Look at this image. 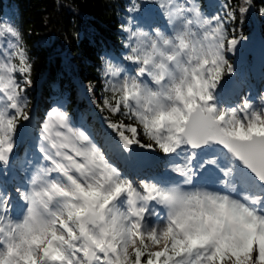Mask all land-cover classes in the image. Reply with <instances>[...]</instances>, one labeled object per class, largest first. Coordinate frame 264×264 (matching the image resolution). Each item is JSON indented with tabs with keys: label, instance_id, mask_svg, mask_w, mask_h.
Returning a JSON list of instances; mask_svg holds the SVG:
<instances>
[{
	"label": "snow or ice",
	"instance_id": "obj_1",
	"mask_svg": "<svg viewBox=\"0 0 264 264\" xmlns=\"http://www.w3.org/2000/svg\"><path fill=\"white\" fill-rule=\"evenodd\" d=\"M8 31L13 36L18 35L12 28H8ZM235 43V40L230 41V47ZM19 60L18 69L15 65L0 64V72L30 71L23 52L19 53ZM203 63L206 64L207 61ZM212 63L214 68L211 82L214 87L220 80L224 68L216 65L215 60ZM230 70L228 66V71ZM201 83L199 101L202 103L193 101L192 105L185 104L188 114L184 115L181 112V118L174 122L175 134H172L173 129H169V136L163 140L159 135H153L154 131L160 130L155 127V121L153 127L144 123L143 130L146 135H153L164 153H175L182 146L191 149L222 146L230 157V168L225 171V175L231 172L232 187L243 189L244 200L247 201L232 202L233 207L240 210L237 213L238 219L230 224L221 221L218 227L207 232L201 228L199 235L184 233L183 238L177 231L178 226L173 227L171 222L167 229L143 230L141 220L145 209L134 206L138 194L130 186L116 180L114 170L104 162L105 158L98 149L81 150L78 147L73 137L82 143L87 142L88 137L69 126L66 113L53 108L42 131L49 138L52 135L51 130L56 126L66 131L56 132L60 140L59 145L50 140L51 147L57 150L44 154V158L50 163L46 174L52 172L58 174L57 178H50L52 182L49 195L53 199L64 198L65 207L70 210L67 211V220L63 218V214L53 215L51 227L45 226L41 231L50 233L52 240L60 241L61 246L50 242L41 247L43 238L39 233H35L30 248L24 255L16 252L19 262L14 260L11 264H264V120L253 114L245 125L235 119V112L215 115V109L208 104L212 99L211 94L207 92L208 82ZM6 88H11V92L6 95L10 108L15 110L16 115L6 117L0 112V162L5 163L8 154L13 150L12 136L16 132L17 116L24 120L29 118L20 104L16 81L0 76V90ZM130 95V92L125 91L122 97L115 100V104L109 101H105V104L111 112L116 113L120 110L122 100L124 108H128L127 100ZM244 107L247 108L248 105ZM136 115L142 118L140 114ZM228 125L231 127H227ZM127 131L131 133V137L120 132L124 147L137 142L136 128L129 126ZM236 162L242 166V169L239 168L241 173L239 176ZM94 168L100 169V176L112 185L109 191H103L93 179L91 170ZM256 181L260 183L257 185ZM68 187L72 190L69 191ZM143 192L149 195L140 197L142 200L155 199L160 195L147 184L143 186ZM89 193L97 194L91 197L90 208L74 203L78 198L77 194L85 197ZM122 194L127 195L130 205L127 213L118 211L119 207L116 204ZM28 199L30 203L28 211L33 215L38 211L36 201L33 196H29ZM255 205H260L261 208L258 209L254 207ZM98 223L107 225L102 238L95 232V225ZM90 224L93 228L89 227ZM8 227L12 229L8 233L10 239L17 228L25 232L32 231L28 221L15 228L12 225ZM2 231L3 228L0 227V232ZM165 238L166 243L161 247V239ZM82 239L87 243H80ZM2 242L0 240V243ZM19 247L17 244L16 248ZM153 248L157 250L153 251ZM35 249L39 250V260L34 254ZM13 252L15 249L9 244L8 253ZM0 264H7L3 253H0Z\"/></svg>",
	"mask_w": 264,
	"mask_h": 264
},
{
	"label": "trees",
	"instance_id": "obj_2",
	"mask_svg": "<svg viewBox=\"0 0 264 264\" xmlns=\"http://www.w3.org/2000/svg\"><path fill=\"white\" fill-rule=\"evenodd\" d=\"M142 1L0 0V18L6 16L18 33L9 63L18 69L19 53L23 52L30 69L27 73H13L23 101V112L28 117L34 114L39 120L48 109L56 108L67 113L73 123L78 116L82 117L84 123L80 126L87 128L94 143L116 165L119 164L117 158H124V153L119 143L107 134L124 144L120 132L131 137L127 131L129 126L137 130V142L133 143L136 147L152 154L161 152L158 145L145 138L142 127L123 104L116 113L105 104V101L115 104L118 95L111 88L124 74L118 73L116 68L113 76L101 74L105 60L112 64L113 56L126 60L124 55L129 48L124 44L130 34L126 29H134L132 13L140 9ZM194 1L198 7L207 8L210 4L209 0ZM213 9L217 17L212 26H218L223 33L224 55L228 61L216 82L218 85L229 75L243 52V48L230 47V41L247 40L254 30L264 41V0H220L213 4ZM259 57L260 63L254 67L251 65L253 56L248 55L244 72L252 77L258 69L264 83V54L260 53ZM15 115V111L9 114L10 117ZM25 121L17 116L16 129ZM37 127L38 123L31 127L34 135ZM133 157L132 152L129 159Z\"/></svg>",
	"mask_w": 264,
	"mask_h": 264
},
{
	"label": "clouds",
	"instance_id": "obj_3",
	"mask_svg": "<svg viewBox=\"0 0 264 264\" xmlns=\"http://www.w3.org/2000/svg\"><path fill=\"white\" fill-rule=\"evenodd\" d=\"M126 31L130 35L125 41L124 47L129 48V52L124 55V58L135 62L138 66L135 69V75L125 73L122 80L114 83L111 91L117 94L118 98L122 97L125 91L130 92L131 95L127 100V110H130V113L142 129L144 123H148L150 127H153V121H155V127L160 130L158 132L154 131L153 135H159L163 140L169 136V129H173L174 122L181 118V112L184 115L188 114L185 108L186 103L189 105H192L193 101L202 103L199 101V94L202 91L201 81L208 82V93L211 94L210 90L215 88L216 83L213 87L211 82V74L214 68L212 61L215 60L216 65L222 68L228 63L224 55L226 50L224 48L223 33L218 26L213 27L211 21L206 17L200 20L191 18L184 20L171 35L164 33L158 26H153L151 30L143 26H136L134 29H126ZM128 41H131V43L129 44ZM204 61H207V63L204 64ZM4 65L9 66L8 63H4ZM102 69V75L107 73L109 76H113V73H115L114 65L108 60L104 61ZM121 70H123V66H121ZM145 75L151 83L140 79V77ZM0 76H3L5 79L11 78L15 80L14 74L9 73L7 70L0 72ZM10 92L11 88L0 90V93H3L6 98V93ZM260 99L264 100V92L261 93ZM19 100L23 107L20 94ZM121 102L122 104L124 103L123 100ZM9 109L10 102L7 98V102L0 103V112H3L6 117H10L8 114ZM232 112H235V110H230L228 113ZM137 113L142 118H138ZM162 113L163 115H161ZM220 113H225V111L221 109L215 115H219ZM253 114L259 117L260 120H264V116L257 112L253 111L251 116ZM246 118L249 119V117ZM235 119L238 122H242L238 116ZM227 127L230 128L231 125ZM51 132H54V135L52 134L50 138L43 131L41 132V136L43 141L47 142L50 150L55 152L57 149L51 147L50 140L57 145H59L60 140L54 128ZM172 134H175L174 129ZM144 135L147 140L158 145L153 135H146L145 133ZM73 140L81 150L95 148L87 142H80L76 137H73ZM128 148L129 146L125 147V151ZM159 150L162 151L160 147ZM194 155L193 153L189 157V162L194 158ZM104 162L114 170L116 180L130 186L138 194L135 207L139 208L138 203L141 201L145 204L149 201H154L156 205L164 209L165 216L163 223H158L153 228L167 229L171 222L173 227L178 226L177 231L181 238H183L184 233L199 235V229L201 228L204 232H207L218 227L221 221L230 224L233 220L238 219L237 213L240 210L233 207L232 202L238 201L242 203L241 200L205 187H185V185H191L196 176V172L190 167L186 171L180 172L183 179L179 183L163 186L151 180L139 181V189H143V186L147 184L160 194L155 199L142 200L140 197L149 194L141 192L129 179L121 177L114 166L110 165L106 160ZM203 166L201 165V167ZM100 171V169L94 168L91 170V175L103 191H109L112 185L107 179L100 176ZM46 173L47 168L38 167V170L34 171L27 181V189H18L20 198L26 205L21 219L6 220L3 225H0L3 228V231L0 232V240L3 241L0 243V253H3L7 264H11V261L14 260L19 262V257L15 253L19 252L21 255H24L30 248L35 233H39L43 238L41 247L50 242L61 246L60 241L52 240L50 233L41 231L45 226L51 227L53 215L58 216L59 214H63V218L67 220V211L70 210L65 207L64 198L57 197L53 199L49 195L52 181L50 174ZM221 184H223V181H221ZM68 190L71 191V187H68ZM95 195L97 194L89 193L88 196L80 197L77 194L78 198L74 203L81 207L90 208L91 197ZM29 196L35 198L38 209L33 215H30L28 211L30 207ZM129 207L127 198L125 208L123 210L118 208V211L127 213ZM25 221H28V224L31 225L32 231L25 232L23 229L17 228L15 234L10 239L8 233L12 229L8 226L12 225L15 228L17 225H23ZM89 227L93 228V225L90 224ZM106 228L107 225L103 223L96 224L95 232L97 236L102 238L103 231ZM80 243H87V241L82 239ZM165 243L166 238L161 239L160 246L163 247ZM9 244L15 249V252L12 254L8 253ZM17 244L20 245L19 248H16ZM130 251L131 248L129 247ZM34 254L37 260H39L38 249H35ZM68 254L71 255L70 252Z\"/></svg>",
	"mask_w": 264,
	"mask_h": 264
},
{
	"label": "rangeland",
	"instance_id": "obj_4",
	"mask_svg": "<svg viewBox=\"0 0 264 264\" xmlns=\"http://www.w3.org/2000/svg\"><path fill=\"white\" fill-rule=\"evenodd\" d=\"M216 1L220 0H209V6L208 9H205L204 7L200 6L198 7V4L193 0H157L155 1H142V6L140 5V9H136L132 13V22L133 26H143L145 28H148L151 30L153 26H158L164 33L171 35V33L178 27L180 24L188 19V12L191 16V19L200 20L202 18H205L207 14L214 15V9L213 4ZM212 5V6H211ZM208 10V11H205ZM143 13L144 16L141 14ZM215 18L217 16H214ZM207 18V17H206ZM212 21V19L210 20ZM156 23V25H155ZM168 23L169 28L166 30L163 28V24ZM8 28H12V25L9 21V19L6 16H3L0 18V64L8 63L9 66V56L10 53L15 49L16 46V39L15 36L11 35V33L8 31ZM13 29V28H12ZM130 35V34H129ZM256 36H259L257 32H252L251 36L247 40H240L237 41L235 46L236 48H243V52L241 56H239L232 67V76L231 79L234 81L235 87L230 90L225 89L223 84L216 88L210 90L212 99L208 101L209 106H212L216 112H219L221 109L225 111V113H228L230 110H235L236 116H238L241 121L245 124L248 123V114L241 111V105L243 102H248L250 106V110L254 107L253 101H247L249 97L241 96V99L238 98V92L242 91L239 87V83L234 79L235 76L238 74L243 76L241 72L245 70L246 66V60L248 55L253 56V65L256 67L260 63V57L259 54H264V41L260 39V43L257 47H254V38ZM114 61V68L117 69L118 73H128L131 75H135V69L137 68V64L135 62L129 64L126 60L120 57L113 56L112 57ZM121 66H123V70H121ZM243 79V77H241ZM142 80L148 81L143 78ZM245 80L247 81L246 77ZM256 83H249V89L251 90L252 85L254 86ZM257 86V85H256ZM248 90V91H250ZM230 97L232 99H230ZM7 102V98L4 96L3 93H0V103ZM52 109H48L43 118L36 119L34 114H31L29 118L22 124V126H19V129H16V132L12 136V142H13V150L11 153L8 154V160L7 162H0V205L3 203L4 197L3 193L6 192L8 188V182H4L2 180L1 172H10L12 174H15V180L13 184L20 185L23 182L27 183V181L30 179L29 176H27L23 171L22 168L24 164H30L32 167H28L29 170H32V174L34 171L38 170L39 168H48L50 167V163L48 160L44 158L45 153H53L52 150H50L47 142L43 141L41 132L43 129V125L48 122L49 120V113ZM15 111L14 109H9V113ZM258 113V112H257ZM258 114L264 116V111L259 112ZM37 134L34 135L31 130L30 126L37 124ZM84 123V119L80 116L77 117L75 123H73L68 118V124L70 127H72L74 130L78 132H83L87 137L90 145L94 146L99 150V147L96 146V144L93 141V135L90 134V132L87 130V128L82 129L79 125ZM56 131L65 132L66 130L63 128H59L58 126L54 127ZM54 135V132L52 133ZM107 137H109L112 141H115L119 143V145L122 147V151L124 153V157L127 158L130 153L135 154V159L133 164L137 166L138 173L143 177H132V184H136L139 186V181L141 180H151L155 182L156 184L167 186L168 184L174 183L178 181L181 178L180 172L186 171L189 167L191 168V162H189V157L191 156V151L188 149L187 146H182L179 148L175 153H163L158 152L157 154H152L149 151H144L136 147L134 144H131V149L128 148L127 151H125V147L123 143H120L115 139V137L108 133ZM92 139V140H91ZM100 152V150H99ZM198 152L196 151L195 157L197 156ZM79 159V158H77ZM226 159H230L229 157H226ZM106 160V159H105ZM192 161V160H191ZM110 162V161H108ZM128 162V161H127ZM126 162V166H128V163ZM189 162V166H186ZM222 165H226L225 157H221ZM14 164L19 165V169L16 171L14 170ZM130 164V163H129ZM237 164V163H236ZM133 165V166H134ZM116 168L115 165H112ZM22 167V168H21ZM241 168L242 166L237 164V170ZM120 174L121 177H125L127 179L129 176V173H127V167L122 168H116ZM224 169V167H223ZM31 174V175H32ZM58 174L56 172L50 173V178H57ZM130 180V179H129ZM135 180V181H134ZM28 185V184H27ZM23 186V185H20ZM28 186L22 187V189H27ZM139 188V187H138ZM141 192H143V189H139ZM125 194H122L121 197H119L123 202L126 201L127 197ZM152 201H149L148 203H144L143 201L138 203V207H143L145 209L143 213V217L141 220V225L143 230L152 229L156 224H151L150 222H153L154 220V214L156 213V206L155 204H151ZM118 207V206H117ZM120 208V207H119ZM124 209V208H120ZM154 212V213H153ZM153 251L157 250L155 248L152 249Z\"/></svg>",
	"mask_w": 264,
	"mask_h": 264
},
{
	"label": "bare ground",
	"instance_id": "obj_5",
	"mask_svg": "<svg viewBox=\"0 0 264 264\" xmlns=\"http://www.w3.org/2000/svg\"><path fill=\"white\" fill-rule=\"evenodd\" d=\"M211 148H213V146H211V147H204V148L200 149V151L203 152L204 155H205L206 153L209 154V149H211ZM214 148H216V149H214ZM214 148H213V149H214L215 151L220 150V148H218V147H216V146H214ZM193 151H195V150H193ZM209 157H211V156L209 155L208 158H209ZM213 161H214V160H213ZM212 165H213V162L211 161V162H210V166H212ZM218 166H219V163L216 162V163H215V169H219ZM4 182H5V181H4ZM10 188H11V189H10L9 192L11 193V196L14 195V192H17V191H18L17 189H14L11 185H10ZM153 203L155 204L154 201H153ZM12 205H13V204H12ZM12 205H11V209L13 208ZM155 206H156L157 208H160L159 205H156V204H155ZM7 210H10V208H7ZM7 212H9V211H7ZM8 214H9V213H8ZM2 217H3V216H2ZM6 220H8V219L6 218V216L3 217V219H2V223H0V225H3V224L5 223Z\"/></svg>",
	"mask_w": 264,
	"mask_h": 264
}]
</instances>
